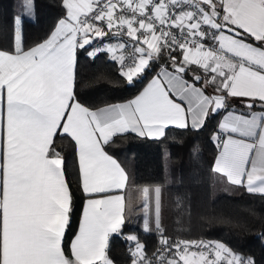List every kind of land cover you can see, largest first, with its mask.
Instances as JSON below:
<instances>
[{"label": "snow or ice", "instance_id": "6c2138e0", "mask_svg": "<svg viewBox=\"0 0 264 264\" xmlns=\"http://www.w3.org/2000/svg\"><path fill=\"white\" fill-rule=\"evenodd\" d=\"M61 6L65 14L48 37L26 46L24 17L34 15L35 0H21L13 47L0 49V264H112L109 237L126 222L129 176L107 146L129 132L159 140L170 126L199 130L223 112L211 137L213 171L264 195V0ZM81 51L93 60L106 53L129 84L154 66L159 71L126 102L93 108L76 92ZM58 136L76 146L85 194L67 244L73 194ZM139 196L143 231L158 233L159 247L149 254L128 235L132 264H255L222 242L169 237L162 187L143 186Z\"/></svg>", "mask_w": 264, "mask_h": 264}, {"label": "trees", "instance_id": "16d2710c", "mask_svg": "<svg viewBox=\"0 0 264 264\" xmlns=\"http://www.w3.org/2000/svg\"><path fill=\"white\" fill-rule=\"evenodd\" d=\"M20 3L21 0H0V49L13 47L14 17L22 13ZM64 14L61 0H35L34 15L24 17L25 45L33 46L46 39ZM166 62L165 58L160 63ZM158 69V65L154 66L134 83L126 84L118 65L106 53L93 60L81 51L77 59L76 92L85 105L102 107L131 98ZM219 116L209 117L199 130L170 126L159 140L129 132L114 137L107 150L128 173L127 207L134 201L135 187L159 185L163 224L169 237L213 239L248 255L255 264H264V195L248 193L240 187L228 190L219 184V177L213 171L217 149L211 137ZM54 146L65 159V176L73 194L67 244L76 232L85 194L78 180L73 141L58 136ZM129 232L138 236L147 252L159 243L158 233L130 225L126 208L122 231L109 237L107 255L113 264L130 263L134 242L127 239Z\"/></svg>", "mask_w": 264, "mask_h": 264}, {"label": "rangeland", "instance_id": "374dc122", "mask_svg": "<svg viewBox=\"0 0 264 264\" xmlns=\"http://www.w3.org/2000/svg\"><path fill=\"white\" fill-rule=\"evenodd\" d=\"M220 185H223V182L220 180H217ZM143 186L135 187L133 190V202L127 207V215L130 216V225L136 226L138 228L143 229V223H142V217L143 213L140 210L142 203H141V197L139 196V189ZM130 234H135L134 232H129L126 234V237ZM113 264V262H112Z\"/></svg>", "mask_w": 264, "mask_h": 264}, {"label": "crops", "instance_id": "0c3cea01", "mask_svg": "<svg viewBox=\"0 0 264 264\" xmlns=\"http://www.w3.org/2000/svg\"><path fill=\"white\" fill-rule=\"evenodd\" d=\"M56 25H57V23H56ZM55 25V26H56ZM54 26V27H55ZM54 29V28H53ZM13 42H14V33H13ZM42 42V41H41ZM158 71H159V69H158ZM157 71V72H158ZM154 76V75H153ZM152 76V77H153ZM151 77V78H152ZM190 77V76H189ZM189 77H187L188 79H191V78H189ZM151 78H149L145 83H144V85L138 90V92L140 91V90H142V88L144 87V86H146V84L150 81V79ZM197 86L199 87L200 85L199 84H197ZM213 91V89L212 88H207V92H209V93H211ZM138 92L135 94V95H137L138 94ZM135 95H133L131 98H133ZM131 98H129V99H131ZM129 99H126V100H123V101H118V102H115V103H121V102H126L127 100H129ZM230 103L232 104V106H233V108H239L240 107V105H239V102L238 101H235V100H232V101H230ZM111 104H113V103H111ZM103 107V106H102ZM222 115H223V112H221L220 113V116H219V121L221 120V118H222ZM219 121H218V123H219ZM218 125V124H217ZM73 144H74V142H73ZM74 152H75V158H76V146H75V144H74ZM217 154V153H216ZM216 157V156H215ZM215 159V158H214ZM76 163H77V160H76ZM213 164H214V161H213ZM77 169H78V167H77ZM218 177H219V179H220V181L222 180V182L224 181V186L223 187H226V189H228L229 190V188H231V189H235L236 188V186H233V185H231L227 180H226V178L223 176V175H221V174H218V173H216V172H214ZM218 179V180H219ZM78 180H79V183H80V176H79V172H78ZM84 205H85V198H84V200H83V203H82V208H81V211H80V217H79V220H78V225H79V221H80V218H81V215H82V211H83V208H84ZM78 230V226H77V229H76V231ZM76 233V232H75ZM74 233V234H75ZM73 237V236H72ZM72 239V238H71Z\"/></svg>", "mask_w": 264, "mask_h": 264}, {"label": "built area", "instance_id": "2783aa9c", "mask_svg": "<svg viewBox=\"0 0 264 264\" xmlns=\"http://www.w3.org/2000/svg\"><path fill=\"white\" fill-rule=\"evenodd\" d=\"M195 240H205V241H216V240H213V239H195ZM159 247V243L157 244V246L152 250V251H150V252H148L149 254H151L152 252H154V251H156V249ZM134 248V246L132 247V249ZM131 249V250H132ZM241 254V253H240ZM244 257H249L248 255H244V254H242ZM129 264H132V259H131V261H130V263Z\"/></svg>", "mask_w": 264, "mask_h": 264}, {"label": "water", "instance_id": "95a60500", "mask_svg": "<svg viewBox=\"0 0 264 264\" xmlns=\"http://www.w3.org/2000/svg\"><path fill=\"white\" fill-rule=\"evenodd\" d=\"M126 84H129V83L126 81Z\"/></svg>", "mask_w": 264, "mask_h": 264}]
</instances>
